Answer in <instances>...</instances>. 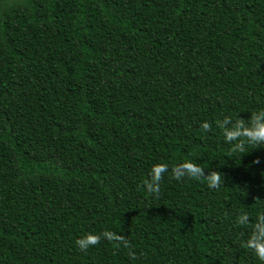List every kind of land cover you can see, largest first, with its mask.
<instances>
[{"label": "trees", "instance_id": "trees-1", "mask_svg": "<svg viewBox=\"0 0 264 264\" xmlns=\"http://www.w3.org/2000/svg\"><path fill=\"white\" fill-rule=\"evenodd\" d=\"M260 110L264 0H0V264H264V147L217 123Z\"/></svg>", "mask_w": 264, "mask_h": 264}, {"label": "clouds", "instance_id": "clouds-1", "mask_svg": "<svg viewBox=\"0 0 264 264\" xmlns=\"http://www.w3.org/2000/svg\"><path fill=\"white\" fill-rule=\"evenodd\" d=\"M262 117H264V110H260L259 115H257V112H253L247 122L238 116L235 120V127L231 130L224 127L225 124L230 122L229 117H225L222 122L218 121L217 123L220 124V128L223 129L225 140L228 143L231 144L233 141H236L233 145V151L244 152L246 144L251 145L253 148L264 147V123H260ZM202 128L205 131H210L211 125L204 122ZM252 163L259 164V158L257 157ZM167 171H169V166L167 164L153 165L150 173L151 180L145 179L143 181V185L146 186L149 194L159 195L160 182L163 179L164 173ZM171 176L178 181L186 176L194 179L203 178L207 180L210 188H219L221 184V173L214 171L209 176H205L204 169L191 161L173 165L171 167ZM236 223L241 226L248 225V214H240L236 219ZM251 228V233L244 246L250 249L261 262H264V214H259L257 216L256 222L251 225ZM101 235L110 242H117V247L123 245L125 248H131L129 241L122 235L109 231H105ZM101 235L88 233L77 239L76 245L81 251H86L90 246H94L100 242ZM128 255L132 259L136 258V253L133 251H129Z\"/></svg>", "mask_w": 264, "mask_h": 264}]
</instances>
